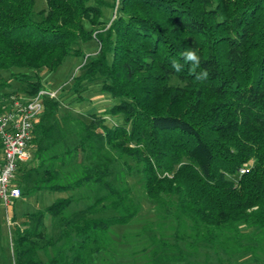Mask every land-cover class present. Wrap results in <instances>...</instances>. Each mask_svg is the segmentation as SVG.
<instances>
[{
  "label": "trees",
  "instance_id": "1",
  "mask_svg": "<svg viewBox=\"0 0 264 264\" xmlns=\"http://www.w3.org/2000/svg\"><path fill=\"white\" fill-rule=\"evenodd\" d=\"M107 4L0 0V78L15 87L4 96L33 95L45 71L94 39L99 47L68 90L83 100L96 82L115 99L84 121L57 114L59 97L43 98L14 183L21 195L71 192L43 210L7 214L11 263L114 259L112 226L140 210L112 175L119 161L154 204L159 233L147 237L146 264H264V0H117L110 20ZM188 50L198 67L181 57ZM204 70L207 80L197 81Z\"/></svg>",
  "mask_w": 264,
  "mask_h": 264
},
{
  "label": "rangeland",
  "instance_id": "2",
  "mask_svg": "<svg viewBox=\"0 0 264 264\" xmlns=\"http://www.w3.org/2000/svg\"><path fill=\"white\" fill-rule=\"evenodd\" d=\"M109 4L103 6L102 12L104 19L110 20L114 14V10L117 4V0H107ZM114 3V6L112 4ZM44 6V0H35V9ZM81 49L78 53H70L63 57L60 63L51 71H45L42 74L43 87L52 91H56V97L59 101V113H65L67 111L72 112L77 118H81L84 121H88L86 113L99 111L101 109L109 107L115 99L107 92L98 89L96 82H90L86 84L85 97L83 100H77L69 92V86L71 78L76 72L79 65L87 59L90 54H94L96 48L99 47V43L94 39L85 41L80 44ZM6 76V75H5ZM3 78H0V98L4 97L2 91H11L15 89L14 86L5 85ZM118 118V115L114 117ZM132 163L131 160H129ZM132 165V164H131ZM112 175L119 180V178L125 180L130 186L131 193L134 198L140 202V210L135 218L128 224L117 223L112 226L114 233L112 234L117 241L115 247V258L112 259L106 254H101L94 264H146V256L143 250L144 245L147 242V237L151 233H159L156 228V214L153 202L146 196L142 187V181L140 175L133 169H124L122 164L117 161L111 164ZM71 191L69 190H38L32 193L22 194L17 198L13 204H10L7 209L0 202V264H12V250L10 246V234L9 225L6 219L7 214L12 215L24 211H36L43 210L49 203L58 197H64ZM77 195L78 192L74 191ZM82 204V200L72 203V207H79ZM49 214H45L44 222L47 233L50 231ZM167 232V230H164ZM125 234V238L122 234ZM203 251V250H202ZM200 251V257H203V252ZM102 256V257H101ZM105 257V261L102 259ZM264 257V256H263ZM106 262V263H103ZM238 264V263H233Z\"/></svg>",
  "mask_w": 264,
  "mask_h": 264
},
{
  "label": "built area",
  "instance_id": "3",
  "mask_svg": "<svg viewBox=\"0 0 264 264\" xmlns=\"http://www.w3.org/2000/svg\"><path fill=\"white\" fill-rule=\"evenodd\" d=\"M56 91L39 89L30 96L10 94L0 98V202L5 209L21 196L14 183L17 163L30 157L34 119L44 97L55 98Z\"/></svg>",
  "mask_w": 264,
  "mask_h": 264
},
{
  "label": "clouds",
  "instance_id": "4",
  "mask_svg": "<svg viewBox=\"0 0 264 264\" xmlns=\"http://www.w3.org/2000/svg\"><path fill=\"white\" fill-rule=\"evenodd\" d=\"M181 57L186 61V62H192L194 67H198L200 64V57L198 56L197 52L195 50H188L180 54ZM182 64L177 61L173 60L172 61V68L176 73H180L182 71ZM209 76V73L207 70L202 71L201 73L197 74L195 76V79L197 81H205L207 80Z\"/></svg>",
  "mask_w": 264,
  "mask_h": 264
},
{
  "label": "crops",
  "instance_id": "5",
  "mask_svg": "<svg viewBox=\"0 0 264 264\" xmlns=\"http://www.w3.org/2000/svg\"><path fill=\"white\" fill-rule=\"evenodd\" d=\"M30 152H31V147H30ZM50 226V225H49ZM45 230H46V227H45ZM48 230V229H47ZM47 230H46V232H47Z\"/></svg>",
  "mask_w": 264,
  "mask_h": 264
}]
</instances>
